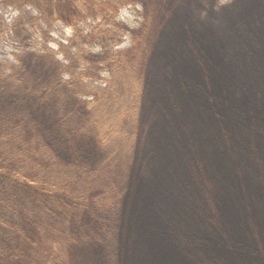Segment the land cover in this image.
<instances>
[{"label": "trees", "instance_id": "16d2710c", "mask_svg": "<svg viewBox=\"0 0 264 264\" xmlns=\"http://www.w3.org/2000/svg\"><path fill=\"white\" fill-rule=\"evenodd\" d=\"M161 1L153 49L136 81L126 77L121 87L129 102L126 96L120 101L118 118H97L124 129L119 148L102 150L93 165L99 144L90 129L76 125H82L81 116L65 124L57 117L61 133L47 139L31 121L32 111L10 114L0 102V182L44 181L70 201L105 208L104 222L86 232L89 264H256L257 257L264 259V0H231L219 7L218 0ZM32 72L49 73L12 69L5 77L0 72V82L9 93L28 98L31 108L63 86L69 106L89 103H76L75 91L85 85L73 73L66 84L62 74L69 70L59 64L49 73L51 82L44 81L47 86L26 76ZM94 126L105 143L114 136L108 125ZM45 151L56 153L51 162L35 163L44 161L37 154ZM253 171L263 190L251 179ZM9 190L24 197L21 187ZM39 191L48 201L43 193L53 188ZM10 208L23 213L14 204ZM47 215L54 216L52 207ZM29 220L27 236L58 237L52 250L66 252L74 264L70 254L80 240L65 248L62 229ZM109 243L113 255L103 248Z\"/></svg>", "mask_w": 264, "mask_h": 264}, {"label": "rangeland", "instance_id": "374dc122", "mask_svg": "<svg viewBox=\"0 0 264 264\" xmlns=\"http://www.w3.org/2000/svg\"><path fill=\"white\" fill-rule=\"evenodd\" d=\"M142 1L0 0V72L4 73L2 77L7 76L12 69H47V72L55 73L59 64V69L69 70L68 73L62 74L66 84L70 83L69 79L73 73L76 74L75 78L81 76L80 80L85 85V89L82 88L79 94L75 91L76 103H79L78 100L89 102L86 106L80 105L78 108L69 106L65 103V98H62L65 91L63 86L58 91L51 90L49 96H52L46 97L43 102L45 104L31 108L28 98L25 97L27 101L21 96H16V90L9 93L5 89L8 86L0 82L1 105L4 104L10 114H25L32 111L31 121L39 123L41 137L47 139L51 138L52 134L61 133L57 132L59 126L55 120L57 117H63L65 124L78 114L81 116L82 125H76L90 129L95 143L99 144L93 165L100 160L102 150L119 148L120 135H123L124 129L116 130L113 124L101 122V119L97 118L119 117L120 101L124 96L127 97L121 87H126V77L131 79V83L136 81L134 75L137 69H143V60L153 49V40L160 26L157 12L163 5L161 0L150 2L149 6ZM230 1L218 0L216 6ZM182 22L184 23L183 20ZM146 38L148 41L137 47V42ZM49 73L37 76L36 72H32L26 76L29 78L33 75L41 82H51ZM42 85L48 84L44 82ZM69 92L72 91H68L67 94ZM34 95L39 97L43 93L34 92ZM53 98L57 99L51 100ZM99 104L103 106H96ZM23 107L25 109L19 111ZM74 111L77 112L72 113ZM27 119L29 120L28 117ZM94 121L100 123L101 127L108 125L109 132L115 131L114 136L110 138L111 142L109 140L105 143L99 138ZM45 152V156L37 154L43 157L44 161L36 160L35 163L51 162L50 158L56 154L51 151L52 154L49 151ZM0 170L4 168L0 167ZM263 175L262 173L261 176ZM256 177L257 172L253 171L251 179L256 180ZM17 183L19 182L12 178L10 183L0 182V196L5 192L12 193L11 196L7 193L5 202L0 203V264H73L69 262L70 258L65 257L66 252L64 254L62 251L52 250L55 246L53 244L60 241L58 237L49 234L45 239L27 236L30 234L29 226L32 224L30 218H37L45 224L62 229L66 241L61 244L65 248L73 247L80 240L75 252L70 255L74 256V264H89L86 246L89 240H85L88 237L86 232L87 229L94 227L97 221L104 222L101 217L106 215L105 208L70 201L66 193L44 181L38 184L36 180L27 186ZM256 184L259 190H263L259 179L256 180ZM32 187L35 188L30 190ZM43 187L53 188L52 193H43L48 201L43 199L39 191ZM10 188L19 191L24 197H14L15 192H11ZM12 204L23 213L10 208ZM48 207H52L54 211L52 218L47 215ZM86 213H89L91 221L87 220ZM93 217L99 218L95 220ZM263 220L264 218L262 231ZM161 230L164 231L162 228ZM74 234H77L78 241ZM112 247L113 245L109 243L103 248L111 251ZM53 252L55 255L51 257ZM255 261L256 264H264V259L257 257Z\"/></svg>", "mask_w": 264, "mask_h": 264}]
</instances>
